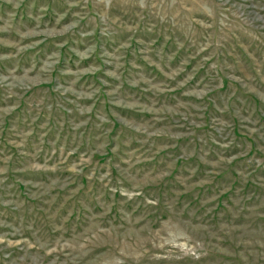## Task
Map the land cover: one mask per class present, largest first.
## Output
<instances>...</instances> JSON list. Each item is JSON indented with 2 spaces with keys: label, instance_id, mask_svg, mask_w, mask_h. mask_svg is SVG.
Returning <instances> with one entry per match:
<instances>
[{
  "label": "rangeland",
  "instance_id": "rangeland-1",
  "mask_svg": "<svg viewBox=\"0 0 264 264\" xmlns=\"http://www.w3.org/2000/svg\"><path fill=\"white\" fill-rule=\"evenodd\" d=\"M0 264H264V0H0Z\"/></svg>",
  "mask_w": 264,
  "mask_h": 264
},
{
  "label": "trees",
  "instance_id": "trees-1",
  "mask_svg": "<svg viewBox=\"0 0 264 264\" xmlns=\"http://www.w3.org/2000/svg\"><path fill=\"white\" fill-rule=\"evenodd\" d=\"M117 125H119V123H117ZM108 155H110V154H108Z\"/></svg>",
  "mask_w": 264,
  "mask_h": 264
}]
</instances>
